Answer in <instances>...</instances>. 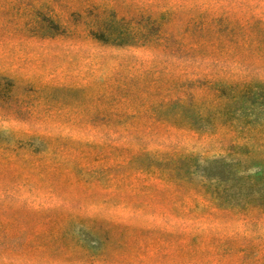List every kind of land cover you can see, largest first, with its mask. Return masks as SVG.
I'll return each instance as SVG.
<instances>
[{"label": "rangeland", "instance_id": "obj_1", "mask_svg": "<svg viewBox=\"0 0 264 264\" xmlns=\"http://www.w3.org/2000/svg\"><path fill=\"white\" fill-rule=\"evenodd\" d=\"M182 8L191 9L198 19L202 13L213 18L225 12L248 19L254 28L242 44L255 57L243 63L225 62L215 55L190 61L146 46L143 39L137 45L130 41L119 45L97 39L90 31L104 20L116 21L112 30L119 28L118 23L126 31L141 25L146 29L150 14L163 25L169 12ZM48 17L65 32L53 38L35 35L49 26ZM260 19L264 20V0H0V73L10 83L6 93L17 99L13 105L22 110L16 119L2 116L0 109V140L16 147L21 156L6 166L0 178V221L10 235L21 233L27 239L42 235L49 243L35 246L27 256L0 249V264L24 260L60 264L64 261L58 245L65 247L66 255H93V261L76 259V264H107L102 260L106 256L115 258L111 264H264ZM150 27L152 35L155 28ZM209 72L254 78L253 91L241 95L227 86L215 96L212 89L201 86L209 80ZM176 96L182 97L181 102L168 103ZM128 102L133 109L148 106L152 116L146 123L138 117L119 133L106 136L101 111ZM127 139L132 146L128 155L134 156L130 161L115 148ZM103 148L110 156L100 154ZM164 157L171 158L159 165L169 169L164 173L194 171L186 187H195L201 179H220L229 212L217 207L215 216L195 220L179 219L164 201L152 202L154 212L146 207L155 188L145 185L169 184L140 169L152 158ZM111 162H123L124 168L115 173L103 169ZM13 175V187L6 190ZM130 194L134 196L129 198ZM181 195L178 205L189 197ZM137 202L142 209L136 208ZM27 208L47 215L34 217ZM240 208H247V215L238 214ZM182 210L187 213L189 208ZM111 220L134 228L104 232L95 222L110 228ZM139 226L181 232L177 240L168 241L160 234L141 232ZM202 233L200 244L189 245ZM193 247L197 254L206 251L205 263L188 256Z\"/></svg>", "mask_w": 264, "mask_h": 264}, {"label": "trees", "instance_id": "obj_2", "mask_svg": "<svg viewBox=\"0 0 264 264\" xmlns=\"http://www.w3.org/2000/svg\"><path fill=\"white\" fill-rule=\"evenodd\" d=\"M169 16L167 17V20L165 24H157L156 20H153L152 15L150 14V23L147 24V28L144 29L141 25L140 27L136 29H132L131 31H126L125 28H123V25L119 24V28L111 29L114 22L111 20H104L101 25H98L99 28H96L95 30H90L91 33L97 38L102 39L106 41H111L114 44H124L125 41H130L129 44H135L137 45V41L139 39H143L146 46H154V48L160 49L162 52L165 53H171V54H178L183 59L186 60H201L209 58L210 56H217L220 58V60H224L225 62L230 61H237L243 63V61L248 60L250 58H254V54L248 53V51H244V47L242 42L245 40V37L249 38L251 28H254V25L251 24V22L248 19L243 18L242 16L236 15L234 12H225L221 14L218 17L209 18V15L206 13L200 14V19H198L197 16H194L192 14L191 9L182 8V9H173V11L169 12ZM46 21H48L50 24L48 27L40 28L37 32H34L35 35H37L40 38H53L56 35L63 34L65 30H61L60 23L56 21L55 19L48 17L46 18ZM217 22V23H214ZM213 23L216 25V28L213 27ZM149 26L155 28V32L150 34ZM150 27V28H151ZM109 30L108 34H105V30ZM217 34V35H216ZM218 40L216 41H210L209 38ZM207 39V40H206ZM209 39V40H208ZM210 41V42H208ZM231 44V45H230ZM230 46V47H229ZM247 53L248 55L244 54ZM260 63L264 64V20L260 19ZM202 61V60H201ZM197 73L199 70H196ZM204 74V73H203ZM207 78V74H204ZM210 78L209 80L205 79L204 83H202L201 86L209 87L210 89L215 92V96H218L217 93H220L224 88L227 86H232L236 90V94H250L251 91H253L252 82L253 79H243L239 77H235L233 75L222 77L221 75H213L209 72ZM247 78V77H246ZM264 79V76L260 75V90H263L264 87V81H261ZM200 80V79H197ZM226 82V83H225ZM8 77L4 76L0 73V109L2 116H9L11 118L20 117L22 115L20 112H22L21 109L16 108L13 103L14 100H17L14 98L13 95L9 94L8 91L6 93V85H8ZM262 84V85H261ZM138 97V96H137ZM179 98H171L168 103L177 101L181 102L182 97L176 96ZM137 100L141 102V99ZM142 103V102H141ZM143 106H137L134 107V109L130 106L129 102L128 104L124 106H120L118 108H115L113 110L108 108H103L100 115L103 117V119L106 121L101 127L102 132L109 136V134L115 132L119 133L120 129H124V126L128 127L131 125V122H134L135 119L138 117L142 118L144 120L143 123H146L147 118L149 116H152L150 114V111H148V106L145 108H142ZM156 118V117H155ZM125 123V124H124ZM129 131V129L127 130ZM114 135V134H112ZM129 133L127 135V138L129 137ZM97 147V146H96ZM117 150L120 152V157L123 159H127L130 161L131 158L134 156L129 157V152L132 150L131 143L129 142V139H127L126 143L119 144L118 146H115ZM0 178L3 179L6 171V166L11 165L14 162H16V159H19L21 156L17 153V148L11 146L10 144H7L6 142H3L0 140ZM100 154L102 156H110L109 153L103 148L102 150H99ZM133 155V154H131ZM134 159V158H133ZM159 159V158H158ZM157 158H152L150 161V164H147L144 168L140 169L141 172H146L155 175L158 179L162 180L165 183H168V186L161 185L156 183H150L148 185H145V188L148 187V189L155 188L154 190L150 192L152 201H148L146 207H150L152 212H154L155 207L152 205V202L154 200H159V202L164 201L165 204H167L170 209L171 213L176 215V217H180L179 219L186 218H193L195 220H198L205 215L209 214L210 216H215V210L218 211L219 209L217 207H224V211L226 213L229 212L227 210L228 206H230L222 197L219 186H220V179L218 181H212L208 179H201L199 183H196L195 187H186L184 184L193 178V172L187 170L184 174H173V171L171 173H164V171H167L166 167L159 168V165L164 164V161L170 160L171 158H161L158 160ZM123 162H111L106 166V164L103 166V169L111 170V172L115 173L116 171L122 170ZM156 166V167H155ZM174 170V168H172ZM171 169V170H172ZM190 176V178H189ZM147 178V177H145ZM13 182L10 181V184L7 186V189H10L13 187L15 178L14 175L11 179ZM261 180V177H260ZM2 180L0 183V188L2 187ZM213 187H210L212 186ZM174 190H178L176 193H174ZM185 190V191H184ZM188 195L189 197L184 198L179 205L176 203L181 197V194ZM162 194L161 198L159 199V195ZM195 195V196H193ZM198 195L200 197H198ZM128 196V194H127ZM134 195H129V198ZM180 196V197H178ZM117 198H122L121 196H116ZM115 198V197H114ZM203 198V200L201 199ZM116 199V198H115ZM208 200V202H206ZM138 204H134L136 208L142 209L143 204H140V202H137ZM131 202H129L128 205H130ZM192 205V206H191ZM183 207H188L189 211L186 213L182 210ZM195 209L197 210L195 213ZM26 212L29 214H32L34 217L37 218H44L47 213L43 212L42 210L34 209V208H27ZM219 212V211H218ZM238 214L241 215H247V208H240L236 211ZM158 213H161L162 215H166V210H160ZM83 221V219H81ZM179 220L178 222H180ZM84 222V221H83ZM96 224L99 225V230H103L104 232L109 231H116L119 233V230L122 231H128L133 229L134 227L129 224H125L122 222H115L113 220L110 221V228H106L105 225H103L102 221H95ZM99 222V223H98ZM6 226V223L4 221H0V249H10V250H16L19 253H21L24 256H27L29 254L30 250H32L35 246H47L49 243L48 240H45L41 238L42 235H38V237L33 239H27L23 237L20 234H8L6 231H4V227ZM136 229H139L141 232H153L154 234H160L162 237H164L165 240L168 241H175L180 236L179 229L176 228L172 232H158L157 230H150L148 228L144 227H137ZM204 235L198 234L195 235L194 238H192L189 243V245H197L200 244L203 239L201 236ZM161 237V238H162ZM202 239V240H201ZM58 240V239H56ZM201 240V242H199ZM199 242V243H198ZM58 252H63V254H60L62 257V261L60 264H63L65 262H68L69 264L73 263L76 264V259L78 261L84 259L86 260H94L93 255L90 256H84L79 254H68L66 255V252H64L65 247L63 245H58ZM196 248L193 247L188 252L190 255H188L191 259H194L195 261H199L201 263H205L206 259L204 258V254H206V251L204 253L197 254ZM85 257V258H84ZM107 264H111L115 262V258L112 259L109 258V256H106L102 259ZM14 264V263H12ZM22 264H30L28 260H24Z\"/></svg>", "mask_w": 264, "mask_h": 264}]
</instances>
